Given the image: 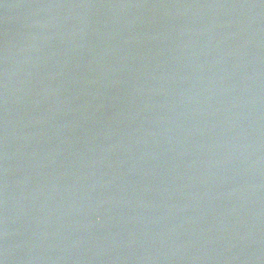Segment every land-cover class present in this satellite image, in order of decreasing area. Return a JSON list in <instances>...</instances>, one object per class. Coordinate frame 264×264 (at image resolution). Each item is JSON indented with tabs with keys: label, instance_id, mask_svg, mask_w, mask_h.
<instances>
[{
	"label": "water",
	"instance_id": "95a60500",
	"mask_svg": "<svg viewBox=\"0 0 264 264\" xmlns=\"http://www.w3.org/2000/svg\"><path fill=\"white\" fill-rule=\"evenodd\" d=\"M3 264H264V0H0Z\"/></svg>",
	"mask_w": 264,
	"mask_h": 264
},
{
	"label": "clouds",
	"instance_id": "9594fccd",
	"mask_svg": "<svg viewBox=\"0 0 264 264\" xmlns=\"http://www.w3.org/2000/svg\"><path fill=\"white\" fill-rule=\"evenodd\" d=\"M0 264H3V262H2V261H0Z\"/></svg>",
	"mask_w": 264,
	"mask_h": 264
}]
</instances>
